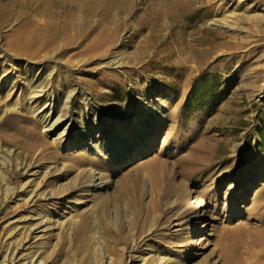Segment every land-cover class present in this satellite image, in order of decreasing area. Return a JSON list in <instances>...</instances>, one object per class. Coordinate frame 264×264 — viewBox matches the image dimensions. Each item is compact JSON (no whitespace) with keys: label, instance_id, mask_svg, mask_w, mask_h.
Returning a JSON list of instances; mask_svg holds the SVG:
<instances>
[{"label":"rangeland","instance_id":"obj_1","mask_svg":"<svg viewBox=\"0 0 264 264\" xmlns=\"http://www.w3.org/2000/svg\"><path fill=\"white\" fill-rule=\"evenodd\" d=\"M115 5L112 21L98 7L79 11L76 21L92 23L79 46L42 53L47 60L36 64L40 74L18 76L10 69L13 82L0 87V123L2 113L11 114L8 125L0 126V264L16 263L18 243L34 226L25 220L30 216L44 220L48 231L21 251L20 263L130 264L129 256L149 253L146 264H231L222 255L229 247L219 241L223 228L232 232L247 225L246 241L237 245L239 259L264 264V244L258 242L264 230V0H116ZM242 11L262 22L260 28L251 33L245 24L239 31ZM108 25L115 32L113 44L90 49L98 30ZM253 44L258 52L248 51ZM183 54L196 62L183 64ZM206 54L210 57L202 58ZM116 56L121 67L105 68ZM117 71L112 88L94 91L92 82L106 80L101 72ZM34 89L46 94L38 103L41 111L52 109L54 118L70 115L91 136L110 132L113 140L122 137L133 144L132 152L123 163L105 159L101 169L89 161L76 163L90 153L47 135L40 115L28 109ZM35 126L46 145L28 157L5 135L24 136ZM176 151L184 161L179 165L167 157ZM163 159L179 190L153 207L142 226L154 200L144 167ZM38 166L46 174L33 180ZM93 174L106 190H96ZM124 183L138 198L130 218L128 200L118 197ZM37 188L39 197L30 202ZM48 193L52 197L46 200ZM103 199L101 211L96 204ZM195 200L205 204L203 219L198 226L189 219L181 231L174 218ZM129 219L141 224L130 228Z\"/></svg>","mask_w":264,"mask_h":264},{"label":"bare ground","instance_id":"obj_2","mask_svg":"<svg viewBox=\"0 0 264 264\" xmlns=\"http://www.w3.org/2000/svg\"><path fill=\"white\" fill-rule=\"evenodd\" d=\"M115 2L116 0H101L97 3L89 5L88 3L78 4L76 0H0V62H2V59L5 60V61L3 60L4 62H2L3 64L5 63V66H3L4 68L0 67V87L7 83L13 82L12 80L13 77L10 76L11 74H9L8 72L10 69H13V73L15 72L18 76L25 75V74H27L28 76V74H33V72L38 73L39 71H40L39 72L40 74L42 73V67L36 64L42 63V62L44 63V61L47 60L45 56L44 57L41 56L42 53H46V51L50 49H53L54 51L55 50L63 51L64 49H70V48L72 49V47L79 46L82 40L87 37L85 35V31L89 28V26L90 28L92 27V23L89 21L88 22L91 23L89 25L88 23L86 24V23L76 21V20H80V19H77L78 17H80L78 16L79 11H82V12L83 11L89 12L91 10L94 11V7H98V8H101L100 11H102L105 18L108 19L109 21H112L114 14L112 15L111 12L113 8L116 7ZM89 3H93V2H89ZM237 18H238V22H240L237 27L239 31H243L246 26L245 24H247V25H250L251 28H246V29L247 30L249 29V32L252 33L256 29H259L261 25L260 23H262V22L253 20L251 16H249L248 11L247 12L242 11V13H240V15ZM15 23H18L17 25L18 28L13 31L12 27H13V24L15 25ZM106 27H103V28L101 27L100 30H98V33L94 36V38L92 39V42L90 43V49L93 48V50H98L106 45L111 46L113 44L114 36H115L114 29L110 28L109 25L107 28ZM253 45L254 46H251L250 50H248L251 53H254L256 51V48L258 47L255 44ZM229 48L235 49L238 47L229 46ZM2 52L4 54H1ZM99 53L101 55L105 54V52H99ZM46 54L49 55L48 52ZM150 56L152 55H149L148 53H146L145 57L149 58ZM182 57H183V62H182L183 64L196 62L195 59L189 56H186L185 54H183L181 58ZM209 57H210L209 54L202 56V58H206V59ZM121 60L122 59H119L118 56L112 57L107 63H105L104 67L107 69L116 70L117 68L121 67L122 65ZM31 64H35V67L32 66ZM182 65H180V67ZM33 68H35V71H33ZM117 73L118 74H112V73L109 74L108 72H101V77L106 79L105 80L106 82L101 81V80H98L96 83L92 82L94 91L97 93H100L101 89L105 87L112 88L115 83L113 81L114 78L117 77L118 75L120 76L118 71ZM258 73L260 72H257V74ZM2 74H4V76H2ZM32 92L33 93H32L31 99L33 101L29 104L28 109L30 108L31 110L34 111V113L36 112L40 115V119L42 120L44 124V129L47 135L49 136L58 135L57 140H56L57 144L63 143V144H68V145H75L77 148L84 149L85 152L90 153L88 154V156L80 155L77 158L76 163L82 164L85 161L87 162L89 161V163L93 167H95L96 169H101L107 166L105 165L106 164L105 159L113 164L116 162L123 163L124 162L123 160L128 157L130 152H132L134 148L133 144L127 143V141L122 137L117 138V140H113V137L110 135V132H101L98 135L91 136L89 133H87L88 132L87 129H85L84 127H81L78 121L74 119L73 117H71L70 115L66 117L56 116L57 118H54L55 112L52 111V109L48 111L46 110L41 111L40 107H38V103L41 101L42 97H44L46 94L44 95V90L42 89L40 90L34 89ZM2 116H4V118H2L3 120L1 121L0 126H4V125L7 126L8 125L7 123H9V120L11 119V114H8V112L5 111L4 113H2ZM97 119L98 117H96V120ZM30 120L31 119L29 117L27 121H30ZM32 127L34 126L32 125ZM37 128L38 127L30 129L28 133H26L24 136H19L20 134L8 136V135H5L6 133L4 135L7 137H10L9 138L11 139L10 141H13L11 143H15L16 146H18L24 151L27 150L28 151L27 156L29 157L34 152V150L37 148V146L46 145V142L41 140L40 137L37 135ZM60 130H62V132H59ZM58 132L60 134H58ZM72 137H76L78 141H75V143L70 141ZM9 144L10 143H8L7 145ZM90 155H96L97 158H91ZM167 157H170V160H172L175 163H178V165L184 162L181 158L182 156L180 157L179 152L177 153V151L175 152V154L174 153L168 154ZM167 161H168L167 159L165 160L163 159V161H157V162L151 161L148 165L144 167L145 172L151 178V181H152V185H153L152 190H153L154 200L147 206V212H146L147 214L145 215L146 218L144 217L145 218L143 219L144 221L141 222L143 224L139 223L137 219H133V220L129 219L127 223H128V226H130V228L131 227L133 228L135 225H140V224L142 226L145 225L147 222H149L151 214H153V210H154L153 207L160 204L163 200L168 201V199L170 200L172 199V197L174 198V195H176V193L178 192L179 185L175 184L173 180L170 179L169 175H167L165 171ZM191 163H193V161ZM195 165H197V163ZM183 173L186 178L191 177L189 173L187 172H183ZM44 174H46L45 167H42V166L36 167L31 172V176L34 178L33 180L40 178ZM91 179H93V181L95 182L94 186L97 191H103L107 189L106 184L101 181V178L98 174H93ZM207 187L209 186L207 185ZM156 189H159L161 193L156 194L155 193ZM39 191L40 189L38 188L35 189V191L33 190L32 194L30 195V202L38 199ZM134 195L131 193L129 185L124 183L122 190L120 192V195L118 197L120 198L123 197V199L128 200V203L126 205V211L128 212L127 213L128 218H130V216L132 215V209L134 208V205L137 204L138 202V198L135 197L134 199ZM51 197L52 196L49 193L45 194L44 196L46 200L50 199ZM104 204H105V200L103 199L102 202L100 203L98 202L96 204V208L97 209L99 208L101 210ZM204 205L205 204L203 201L195 200L193 204L188 206L187 209L184 210L182 214H179L176 218H174V221H173L175 223L174 226L179 227V228L181 227V231H182L186 229L185 226L188 225L189 219H192L193 224L195 226H198V222L201 223L203 219L202 216H200V214L203 211L201 208L204 207ZM25 220L27 223L28 221H33L34 226L30 229V231L28 230L24 238L18 243L19 244L18 251L15 257L17 261H15L16 262L15 264H18V262L19 264H40L39 260L29 261L27 263L26 262L20 263L19 255L21 254V251L26 250L30 246V244H32L33 239H35L38 235L43 234L46 231H48L47 224L44 220L40 218L37 219L34 216H30ZM258 223H262V221L259 220ZM107 226L108 225H106L105 228H107ZM246 227L247 225L235 228L232 232H227L228 230L226 227L223 228L222 235L220 236L219 241L221 245L222 243L227 242L229 247H227L222 252L223 253L222 255L231 264H243L242 263L243 261L239 259V255L237 252L238 250L237 245L238 243L243 242V240H245L244 237L248 235L247 232L250 229L246 231ZM178 231L179 230H176L175 233H177ZM258 242L261 244L262 243L264 244V230L261 232L260 237L258 238ZM184 245L186 246V242H184ZM147 255H149V253ZM147 255L145 254L142 256L140 255L129 256L130 264H146V261L148 259ZM250 264H252V262ZM256 264H259V263L257 262Z\"/></svg>","mask_w":264,"mask_h":264}]
</instances>
